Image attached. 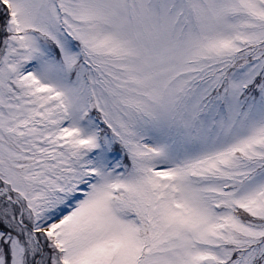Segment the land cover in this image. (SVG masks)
<instances>
[{
    "label": "snow or ice",
    "instance_id": "1",
    "mask_svg": "<svg viewBox=\"0 0 264 264\" xmlns=\"http://www.w3.org/2000/svg\"><path fill=\"white\" fill-rule=\"evenodd\" d=\"M0 264H264V0H0Z\"/></svg>",
    "mask_w": 264,
    "mask_h": 264
}]
</instances>
